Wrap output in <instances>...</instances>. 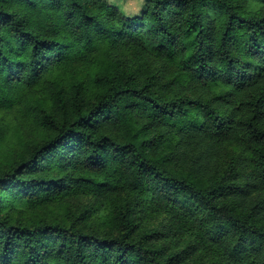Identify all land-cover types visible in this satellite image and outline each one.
<instances>
[{"label": "trees", "instance_id": "trees-1", "mask_svg": "<svg viewBox=\"0 0 264 264\" xmlns=\"http://www.w3.org/2000/svg\"><path fill=\"white\" fill-rule=\"evenodd\" d=\"M0 264H264V0H0Z\"/></svg>", "mask_w": 264, "mask_h": 264}, {"label": "rangeland", "instance_id": "rangeland-1", "mask_svg": "<svg viewBox=\"0 0 264 264\" xmlns=\"http://www.w3.org/2000/svg\"><path fill=\"white\" fill-rule=\"evenodd\" d=\"M109 3L111 6L118 7L129 18H141L147 11L149 0H109ZM71 208V205L61 208L51 207L48 210L39 211V216L53 222L61 221L68 218ZM93 221H97L96 218H93Z\"/></svg>", "mask_w": 264, "mask_h": 264}]
</instances>
